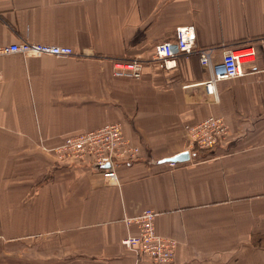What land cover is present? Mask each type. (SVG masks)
Listing matches in <instances>:
<instances>
[{
  "label": "crops",
  "instance_id": "1",
  "mask_svg": "<svg viewBox=\"0 0 264 264\" xmlns=\"http://www.w3.org/2000/svg\"><path fill=\"white\" fill-rule=\"evenodd\" d=\"M180 26L212 48L208 67L194 52L115 73ZM23 41L74 55L0 56V264H149L121 244L145 209L175 240L173 264H264V0H0V47ZM227 47L254 59L207 94ZM209 117L225 139L190 150L186 127ZM111 123L139 150L114 178L55 157L66 136Z\"/></svg>",
  "mask_w": 264,
  "mask_h": 264
},
{
  "label": "built area",
  "instance_id": "2",
  "mask_svg": "<svg viewBox=\"0 0 264 264\" xmlns=\"http://www.w3.org/2000/svg\"><path fill=\"white\" fill-rule=\"evenodd\" d=\"M194 52H197L201 66L208 67L210 65L212 48L207 47L196 51L193 26H180L175 29L173 40L154 45L150 61L146 62L141 59L116 61L114 63L115 73L138 79L142 68L148 63H156L169 69L175 66L176 58ZM14 53L26 56L53 57L74 55L70 47L25 41L0 47V56ZM253 59L254 53L251 48H224L220 64L213 71L210 80L203 83L207 94L213 93V84L217 80L243 75V65L251 63ZM186 131L190 150L207 151L225 139L228 127L222 118L209 117L196 125L186 127ZM52 151L59 162L66 161L91 168L108 163L110 170L101 169L99 172L109 179L115 176L112 171L115 163L135 161L139 154L138 148L131 146L124 137L122 126L119 123H111L95 130L66 136ZM184 163L170 162V166L174 167ZM156 215L153 210L145 209L137 216L126 219L128 225H134L136 234L125 237L121 240V244L136 256L146 257L149 264H173L176 243L155 232Z\"/></svg>",
  "mask_w": 264,
  "mask_h": 264
},
{
  "label": "water",
  "instance_id": "3",
  "mask_svg": "<svg viewBox=\"0 0 264 264\" xmlns=\"http://www.w3.org/2000/svg\"><path fill=\"white\" fill-rule=\"evenodd\" d=\"M189 153L187 151L179 153L173 157L167 158L162 160L161 162H172V163H184L189 161ZM101 169H109L110 170V164H105L103 166H93L92 170L95 172H99Z\"/></svg>",
  "mask_w": 264,
  "mask_h": 264
},
{
  "label": "rangeland",
  "instance_id": "4",
  "mask_svg": "<svg viewBox=\"0 0 264 264\" xmlns=\"http://www.w3.org/2000/svg\"><path fill=\"white\" fill-rule=\"evenodd\" d=\"M25 42H27V41H25ZM23 55V54H22ZM23 56H26V55H23ZM31 57V56H30ZM33 57H38V56H33ZM1 77V76H0ZM178 166V165H177ZM155 212V211H154ZM154 226H155V224H154ZM155 232H156V230H155ZM157 233V232H156ZM159 235V234H158ZM159 236H161V235H159ZM164 237V236H163ZM166 238H169V237H166ZM169 239H172V238H169ZM173 240V239H172ZM174 242H175V240H173ZM176 243V242H175ZM175 249H176V247H175ZM174 254H175V252H174Z\"/></svg>",
  "mask_w": 264,
  "mask_h": 264
}]
</instances>
